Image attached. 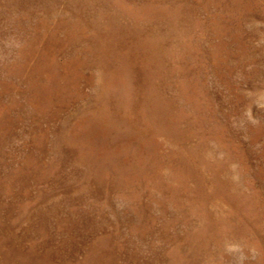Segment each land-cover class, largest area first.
I'll list each match as a JSON object with an SVG mask.
<instances>
[{
  "label": "rangeland",
  "instance_id": "374dc122",
  "mask_svg": "<svg viewBox=\"0 0 264 264\" xmlns=\"http://www.w3.org/2000/svg\"><path fill=\"white\" fill-rule=\"evenodd\" d=\"M0 264H264V0H0Z\"/></svg>",
  "mask_w": 264,
  "mask_h": 264
}]
</instances>
